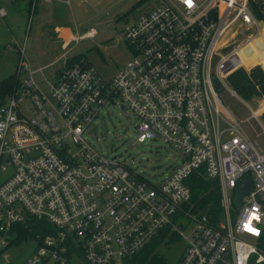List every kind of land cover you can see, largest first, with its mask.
I'll use <instances>...</instances> for the list:
<instances>
[{
  "label": "built area",
  "instance_id": "1",
  "mask_svg": "<svg viewBox=\"0 0 264 264\" xmlns=\"http://www.w3.org/2000/svg\"><path fill=\"white\" fill-rule=\"evenodd\" d=\"M263 31L264 0H160L127 23L124 38L133 57L112 78L86 57L67 56L66 44L59 69L43 74L47 92L20 48L19 83L0 98V174L10 168L0 180V248L11 244L15 226L36 218L55 233L23 264H70L69 244L73 259L81 251L87 264H115L165 231L185 240L176 264H264V150L221 104L214 84L217 78L225 86L236 67H244L223 70L251 45L252 56ZM26 69L29 75L20 79ZM108 104L139 118L138 142L160 139L182 152L160 183L86 139ZM252 114L264 136V108ZM195 172L218 186L217 217L186 209L192 199L187 179ZM248 175L253 190L237 208L236 190Z\"/></svg>",
  "mask_w": 264,
  "mask_h": 264
},
{
  "label": "rangeland",
  "instance_id": "2",
  "mask_svg": "<svg viewBox=\"0 0 264 264\" xmlns=\"http://www.w3.org/2000/svg\"><path fill=\"white\" fill-rule=\"evenodd\" d=\"M138 1L51 0L50 3H43L42 6H39L36 14L33 13L29 16L26 11V25L22 33L21 48L24 49L30 70L35 71L33 76L36 84L47 92L49 88L43 74L51 77L54 74L53 72L59 69L61 65L59 58L65 52L61 47V43L54 44V37H52L53 34L50 30V23L52 22L54 24L70 25L75 36L81 37L89 30L95 31L93 37L83 38L78 42L73 41L67 49V56L73 58L84 55L104 78H112L133 57L130 46L124 38L127 23L160 5V0H144L139 7L133 10L132 8ZM197 1L204 2V0ZM228 51L230 50H226V52ZM17 54L15 56L18 57L17 64H19L21 53L18 52ZM4 56L0 58V66L4 64L9 70L0 71V79L5 77L7 75L5 73H9L7 71L11 69ZM232 62L233 60H231ZM214 63L215 61H213V65ZM40 68H45L43 73L39 71ZM227 68L226 66L223 67L224 72ZM240 68L249 72V70L240 66H237L235 70ZM21 72L20 78L23 79L29 75L30 71L26 69ZM224 85L223 88L216 87L221 104L241 123L243 132L250 139L257 140L264 150L263 129L252 114V109L258 110L264 103V95L262 98L244 102L238 96L232 94L228 79H225ZM221 114L223 117H228L223 107L221 108ZM138 122L139 118L132 111H124L119 104H108L103 108L99 119L92 123L85 133V137L107 157L117 156L152 183L158 184L165 178L166 174L170 173L172 168L180 164L183 154L160 139L147 140L143 143L138 142L136 130ZM261 122L264 124L262 116ZM225 127L226 125L223 124V128ZM9 171L10 168H7L4 172H1L0 180H3ZM182 222L186 224V220H182ZM179 227L185 233L188 232L187 235L189 234V230H186L183 224ZM17 236L16 232L8 236V240L12 243L5 249L0 248V252L2 251L1 263L23 264L38 246V240L31 234L15 241ZM184 247L185 240L183 236L178 231H173L169 236L163 238L157 251L166 259L167 264H174L184 251ZM117 262L115 264H123L122 261ZM70 264L87 263L82 259H72Z\"/></svg>",
  "mask_w": 264,
  "mask_h": 264
},
{
  "label": "trees",
  "instance_id": "3",
  "mask_svg": "<svg viewBox=\"0 0 264 264\" xmlns=\"http://www.w3.org/2000/svg\"><path fill=\"white\" fill-rule=\"evenodd\" d=\"M143 1L144 0H142V2ZM252 50L253 49H251V51ZM255 51L256 52L252 58L249 57L246 59V57L249 56V53L241 57L242 61H245L244 63L249 67V69L257 65L264 66V48H260V41L256 44ZM83 57L85 56L79 55L74 59L77 60ZM228 81L232 90L246 102L255 98H262L264 95V71L260 67L252 69L249 73L240 68L229 75ZM18 83L19 79L17 71L0 82V98H3L16 88ZM187 184L192 189V199L186 206V209H192L193 212L199 215H207L209 218L217 217L220 209V193L217 184L214 181L206 179L197 172L193 173L187 179ZM28 223L30 224L27 226L21 224L14 227L13 231L18 235L15 241H18L21 237H24L27 234H31L38 240V242H41L46 236L55 233L53 227L44 220L33 218L30 219ZM165 232H163L160 236L155 237L137 255L130 258H123L119 261H122L123 264H167L166 259L157 251L158 246L163 241V238L170 235V233ZM69 248V257L73 259V246L69 244ZM76 257L83 260L82 252L78 251Z\"/></svg>",
  "mask_w": 264,
  "mask_h": 264
},
{
  "label": "crops",
  "instance_id": "4",
  "mask_svg": "<svg viewBox=\"0 0 264 264\" xmlns=\"http://www.w3.org/2000/svg\"><path fill=\"white\" fill-rule=\"evenodd\" d=\"M50 2L51 0H0V9H3L4 12V14H0V58H3V56L6 55L4 56V59L5 61H8L11 68L10 71H7L9 73H5L7 75L0 79V82L17 71L18 57H16L15 54H17L22 47V33L24 26L26 25L25 12L27 11L29 16L33 13L36 14L39 6H42L43 3L48 4ZM140 3H142V0H139L132 9L134 10ZM46 26H48V24H46ZM50 30L53 34L52 37H54V44L61 43L63 50L65 45H70L73 42L72 39L75 37L74 30L70 25L68 26L59 23L54 24V22H52L50 23ZM4 69L9 70L8 67L3 64V66H0V71H3ZM242 101L244 100L242 99Z\"/></svg>",
  "mask_w": 264,
  "mask_h": 264
},
{
  "label": "water",
  "instance_id": "5",
  "mask_svg": "<svg viewBox=\"0 0 264 264\" xmlns=\"http://www.w3.org/2000/svg\"><path fill=\"white\" fill-rule=\"evenodd\" d=\"M214 84L219 88H223L222 84L219 82L217 78H214ZM122 108L124 111L127 110L125 106H122ZM246 179H247V182L245 186H238L236 190V194L234 197V203L237 208L241 207L242 198L253 190V183H252L251 177L248 175Z\"/></svg>",
  "mask_w": 264,
  "mask_h": 264
},
{
  "label": "bare ground",
  "instance_id": "6",
  "mask_svg": "<svg viewBox=\"0 0 264 264\" xmlns=\"http://www.w3.org/2000/svg\"><path fill=\"white\" fill-rule=\"evenodd\" d=\"M261 39H264V31L262 32V34L260 35V37L258 38V40L256 41L255 44H257V43L259 42V40H261ZM252 46H253V45H251V46L249 47L248 50H241V51L239 52V54L235 56V58H232V59H231V60H233V62L231 63V60H230L229 62H227V63L224 65V67H225V66L228 67L227 70H229V69L231 68V66H232L233 63H238V64L244 66L246 69H249V67L245 65V63H244L245 61H242L241 57H242L243 55H246V54L249 53V56L246 57V59H248L249 57L252 58V56L254 55V53H253L252 56H251V54H250V53L252 52L251 49L254 48V47H252ZM227 70H226V71H227ZM263 108H264V103H263L262 106L259 108V111L262 110Z\"/></svg>",
  "mask_w": 264,
  "mask_h": 264
}]
</instances>
